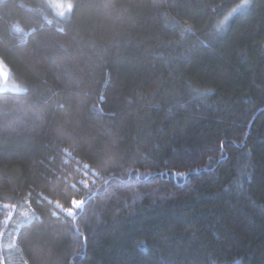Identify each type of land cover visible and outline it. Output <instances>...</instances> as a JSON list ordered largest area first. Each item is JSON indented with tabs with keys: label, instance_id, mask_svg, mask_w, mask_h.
<instances>
[{
	"label": "trees",
	"instance_id": "16d2710c",
	"mask_svg": "<svg viewBox=\"0 0 264 264\" xmlns=\"http://www.w3.org/2000/svg\"><path fill=\"white\" fill-rule=\"evenodd\" d=\"M66 1L0 0V264H264V0Z\"/></svg>",
	"mask_w": 264,
	"mask_h": 264
},
{
	"label": "snow or ice",
	"instance_id": "6c2138e0",
	"mask_svg": "<svg viewBox=\"0 0 264 264\" xmlns=\"http://www.w3.org/2000/svg\"><path fill=\"white\" fill-rule=\"evenodd\" d=\"M248 3L245 2V3H242L240 5L237 6V8H233L232 9V12L235 13L237 12L239 9H242V8H245V7H248ZM72 9V5L69 4L68 5V11L70 12ZM63 14V13H61ZM8 82V75L4 73L3 71V60L0 59V91L3 90L4 88V85ZM72 205L73 207L72 208H68V209H64V211L69 215V216H73L74 214V209H77V208H82L84 206V201H77L75 199L72 200ZM5 208H8L9 206L8 205H4ZM13 209L15 208V206H11Z\"/></svg>",
	"mask_w": 264,
	"mask_h": 264
},
{
	"label": "rangeland",
	"instance_id": "374dc122",
	"mask_svg": "<svg viewBox=\"0 0 264 264\" xmlns=\"http://www.w3.org/2000/svg\"><path fill=\"white\" fill-rule=\"evenodd\" d=\"M63 1H65L64 5H69L68 1H66V0H63ZM3 71H4L5 74L8 75L9 81H10V73L8 72V70H5L4 67H3ZM9 81L4 85V88H3L2 91L11 90V91L18 92V91H23L24 90V87L21 86L20 84L15 85V84L12 83V81H10V84H9ZM0 206H1V203H0ZM6 209L9 211V215H10L9 216V220L12 218V215H18L21 218V220L26 219V218H28L31 215V211L28 208L26 209L25 207L23 208V210L18 209L17 206H15L14 209L11 206H9ZM1 239L2 238L0 236V240Z\"/></svg>",
	"mask_w": 264,
	"mask_h": 264
}]
</instances>
